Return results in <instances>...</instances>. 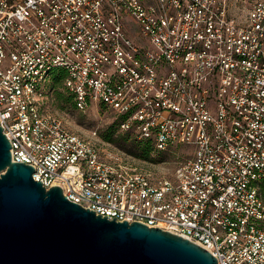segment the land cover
I'll use <instances>...</instances> for the list:
<instances>
[{
  "label": "built area",
  "instance_id": "obj_1",
  "mask_svg": "<svg viewBox=\"0 0 264 264\" xmlns=\"http://www.w3.org/2000/svg\"><path fill=\"white\" fill-rule=\"evenodd\" d=\"M242 1L0 0L12 160L110 221L159 227L218 264H264V0L238 16ZM61 71L77 109L123 116L155 152L173 149V171L72 131L48 107Z\"/></svg>",
  "mask_w": 264,
  "mask_h": 264
},
{
  "label": "water",
  "instance_id": "obj_2",
  "mask_svg": "<svg viewBox=\"0 0 264 264\" xmlns=\"http://www.w3.org/2000/svg\"><path fill=\"white\" fill-rule=\"evenodd\" d=\"M0 125V264H218L192 241L141 222L107 218L46 189L14 162ZM115 218V217H113Z\"/></svg>",
  "mask_w": 264,
  "mask_h": 264
},
{
  "label": "rangeland",
  "instance_id": "obj_3",
  "mask_svg": "<svg viewBox=\"0 0 264 264\" xmlns=\"http://www.w3.org/2000/svg\"><path fill=\"white\" fill-rule=\"evenodd\" d=\"M253 0L238 2L234 8V13L238 16L245 14ZM52 76L50 78L48 92V107L66 122L67 126L74 132L82 135H91L97 132L98 136L109 143L113 148L138 157V149L135 142L138 140L133 132L124 131L119 128L114 112L100 105H91L85 110H79L75 107L73 100L69 99V92L65 87L63 80L56 82ZM111 135L109 140L106 139ZM172 151L159 154L154 150L148 159L140 158L148 163L159 165L158 168L173 171L178 155ZM188 149H182V155ZM178 151V150H177ZM162 159L160 162L158 160Z\"/></svg>",
  "mask_w": 264,
  "mask_h": 264
},
{
  "label": "trees",
  "instance_id": "obj_4",
  "mask_svg": "<svg viewBox=\"0 0 264 264\" xmlns=\"http://www.w3.org/2000/svg\"><path fill=\"white\" fill-rule=\"evenodd\" d=\"M66 76V72H59V74L55 77L54 80H56V82L60 81V80H63V78ZM69 92V91H68ZM69 99H72L73 100V103L75 105V102H74V99H73V95L69 93ZM100 106H103V105H100ZM76 107V106H75ZM116 119H117V124L120 128V123L122 120H124V117L123 116H116ZM111 138V135L109 134L106 139L109 140ZM135 145L139 151V153L137 154L138 157L140 158H143V159H148V157L150 156L151 152L154 150V146L151 144L150 141H140V140H137L135 142ZM159 154H164L163 152H160ZM162 159L160 158V160H158L159 162L161 161Z\"/></svg>",
  "mask_w": 264,
  "mask_h": 264
}]
</instances>
